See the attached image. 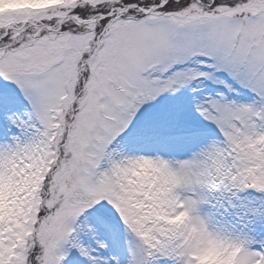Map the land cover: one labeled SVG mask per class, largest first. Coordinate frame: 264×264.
Returning <instances> with one entry per match:
<instances>
[{"label": "snow or ice", "instance_id": "snow-or-ice-1", "mask_svg": "<svg viewBox=\"0 0 264 264\" xmlns=\"http://www.w3.org/2000/svg\"><path fill=\"white\" fill-rule=\"evenodd\" d=\"M0 264H264V0L0 12Z\"/></svg>", "mask_w": 264, "mask_h": 264}, {"label": "rangeland", "instance_id": "rangeland-1", "mask_svg": "<svg viewBox=\"0 0 264 264\" xmlns=\"http://www.w3.org/2000/svg\"><path fill=\"white\" fill-rule=\"evenodd\" d=\"M23 0H0V12L5 11L6 9H14L16 7L22 6ZM185 102H189L194 96L193 93L189 92L186 89H182L181 93H178ZM243 199L250 203L256 205L260 204V197L258 193L255 192H245L239 194ZM118 219V218H117ZM100 239L104 240L110 245L111 251H124L126 256V250L131 245L133 238L131 235L126 232L122 224L116 222L112 223V230L105 232L100 236ZM88 243H92L90 239L87 240Z\"/></svg>", "mask_w": 264, "mask_h": 264}]
</instances>
